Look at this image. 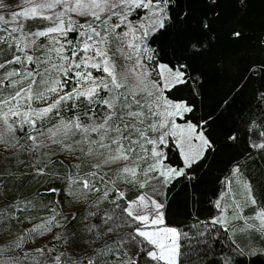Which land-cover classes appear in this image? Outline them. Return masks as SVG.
<instances>
[{
  "label": "snow or ice",
  "instance_id": "snow-or-ice-1",
  "mask_svg": "<svg viewBox=\"0 0 264 264\" xmlns=\"http://www.w3.org/2000/svg\"><path fill=\"white\" fill-rule=\"evenodd\" d=\"M22 4L8 19L0 14V160L16 165L0 167V201H6L0 204V264H189L181 261V238L189 249L183 255L189 256L206 243V233H215L197 229L189 235L170 226L166 190L180 178L194 180V166L215 151L206 134L212 116L194 122L195 105L173 90L190 86L199 95V77L187 64L161 62L154 47L173 28L187 30L188 13L175 11L176 0ZM200 27L210 30L211 24L202 19ZM188 44L198 50L204 41L193 35ZM257 99L264 105V91ZM241 121L247 131L257 124L243 116ZM257 126L260 139L250 136L248 148L264 151V114ZM227 139L237 142L240 136L233 132ZM173 148L181 161L176 166L168 155ZM23 177L56 186L10 195ZM222 184L214 202L218 215L209 223L219 226L217 232L256 233L264 241V203H258L239 164ZM233 184L242 191L235 193ZM74 202L86 207L65 214L64 204ZM104 202L111 207L101 209ZM246 207L252 215L244 214ZM73 223L80 228L69 237ZM121 223L131 231L112 239ZM20 226L25 227L15 231ZM77 237L82 254L72 248ZM103 237L108 239L91 247ZM232 243L220 264L264 255V246L245 252Z\"/></svg>",
  "mask_w": 264,
  "mask_h": 264
},
{
  "label": "trees",
  "instance_id": "trees-1",
  "mask_svg": "<svg viewBox=\"0 0 264 264\" xmlns=\"http://www.w3.org/2000/svg\"><path fill=\"white\" fill-rule=\"evenodd\" d=\"M175 11L188 13L187 30L173 28L172 32L154 47L159 49L158 59L161 62L187 64L190 74L199 77L195 82L199 95L194 94L190 86H180L173 92L176 98L195 105V111L190 114L194 122L212 116V120L206 126V134L215 142V151L208 153L207 158L199 166H194V180L180 178L166 190L168 194L165 219L170 226L188 232L189 235L197 229H211L215 233V235L206 233L204 237L206 243L199 245L198 250L189 256L183 255L189 249L182 237V262L220 264L223 256L228 255L234 246L233 241L240 244L245 252L249 247L259 249L264 246L259 234H242L239 231L235 234L225 233L223 229L217 232L219 226L213 227L209 223L212 217L218 215L214 202L224 190L222 181L234 164H239L249 178L258 203H264V151L248 148L250 136L252 139H260L258 135L260 128L257 125L264 114V105L257 99L258 93L264 91V71H261L264 67V0H215L214 4L211 0H176ZM202 19L209 20L210 30L200 27ZM237 31L241 33L238 38L232 35ZM193 35L204 41V46L198 50L189 49L188 40ZM226 99L228 104L222 106ZM242 116L244 121L257 122L253 125V131H247L248 125L241 121ZM233 132L238 133L239 141H228L227 137ZM168 155L174 166L181 163L174 148ZM55 159L64 157L57 156ZM65 164H68V160H65ZM6 165L16 167L8 160H0V167ZM57 169L62 171L59 165ZM29 181L30 177L21 178L15 184L16 191L10 195L18 192L29 195L38 188L44 191L45 187L56 186L53 181L44 186ZM2 203L6 201H0V204ZM85 207L83 203H66L63 211L67 214ZM244 214L252 215L253 208H247ZM242 223L240 221L236 224L239 226ZM25 226L17 227L15 231L19 232ZM79 228V223H73L66 235L71 237ZM2 235L0 233V236ZM251 236L256 238L251 240V244L246 245V240ZM118 237L112 236V239ZM48 239L50 236L37 238L31 246H39ZM81 239L77 237L76 242L72 244L77 254H82V250L78 249ZM107 239L108 237H103L91 247H99ZM54 243L59 244L58 241ZM129 255L133 256L135 252L131 251ZM235 259L244 260L245 264H264V255L247 258L236 256Z\"/></svg>",
  "mask_w": 264,
  "mask_h": 264
},
{
  "label": "rangeland",
  "instance_id": "rangeland-1",
  "mask_svg": "<svg viewBox=\"0 0 264 264\" xmlns=\"http://www.w3.org/2000/svg\"><path fill=\"white\" fill-rule=\"evenodd\" d=\"M0 4L3 5V6H0V14L5 15L6 19L10 18V14L12 12L19 11L20 8L23 7L22 0H0ZM4 26L5 25L0 24V27H4ZM113 167L115 168L117 166L114 165ZM232 187H233V191L235 193H240L242 191V189L236 184H233ZM144 191H149V189H144ZM237 198L240 199L241 197L238 196ZM102 204L100 205L101 209H108L111 207V205H109V204H106V205L105 204L102 205ZM247 208H252V207H246V208H244V210H246ZM93 210H95V209H93ZM129 231H131V229L129 227H127L125 224L121 223L120 226L116 229V232L113 236L125 235ZM133 256H135V255H133Z\"/></svg>",
  "mask_w": 264,
  "mask_h": 264
},
{
  "label": "crops",
  "instance_id": "crops-1",
  "mask_svg": "<svg viewBox=\"0 0 264 264\" xmlns=\"http://www.w3.org/2000/svg\"><path fill=\"white\" fill-rule=\"evenodd\" d=\"M237 222H240V221H237Z\"/></svg>",
  "mask_w": 264,
  "mask_h": 264
}]
</instances>
